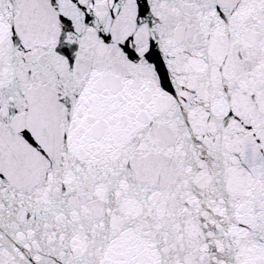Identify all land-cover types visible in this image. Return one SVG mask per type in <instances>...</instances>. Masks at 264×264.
<instances>
[{"label": "snow or ice", "instance_id": "6c2138e0", "mask_svg": "<svg viewBox=\"0 0 264 264\" xmlns=\"http://www.w3.org/2000/svg\"><path fill=\"white\" fill-rule=\"evenodd\" d=\"M0 264H264V0H0Z\"/></svg>", "mask_w": 264, "mask_h": 264}]
</instances>
